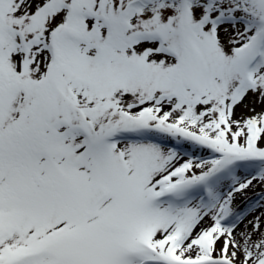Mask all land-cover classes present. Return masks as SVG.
Returning a JSON list of instances; mask_svg holds the SVG:
<instances>
[{
    "label": "snow or ice",
    "instance_id": "snow-or-ice-1",
    "mask_svg": "<svg viewBox=\"0 0 264 264\" xmlns=\"http://www.w3.org/2000/svg\"><path fill=\"white\" fill-rule=\"evenodd\" d=\"M0 264H264V0H0Z\"/></svg>",
    "mask_w": 264,
    "mask_h": 264
},
{
    "label": "bare ground",
    "instance_id": "bare-ground-1",
    "mask_svg": "<svg viewBox=\"0 0 264 264\" xmlns=\"http://www.w3.org/2000/svg\"><path fill=\"white\" fill-rule=\"evenodd\" d=\"M249 193H251V191H250ZM249 193H248V194H249ZM239 199H240V198H238V202H239Z\"/></svg>",
    "mask_w": 264,
    "mask_h": 264
}]
</instances>
